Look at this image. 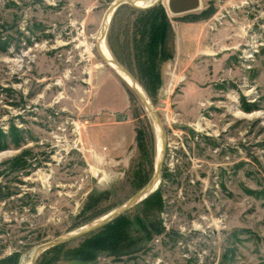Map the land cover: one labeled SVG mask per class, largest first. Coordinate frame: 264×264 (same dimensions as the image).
<instances>
[{
  "label": "rangeland",
  "instance_id": "1",
  "mask_svg": "<svg viewBox=\"0 0 264 264\" xmlns=\"http://www.w3.org/2000/svg\"><path fill=\"white\" fill-rule=\"evenodd\" d=\"M113 1L0 0V264H24L154 173L156 124L96 48ZM155 4L170 27L155 75L135 60L148 7L119 5L104 39L161 122L158 187L35 264H264V0H202L179 15ZM172 20L198 23L184 61Z\"/></svg>",
  "mask_w": 264,
  "mask_h": 264
},
{
  "label": "water",
  "instance_id": "2",
  "mask_svg": "<svg viewBox=\"0 0 264 264\" xmlns=\"http://www.w3.org/2000/svg\"><path fill=\"white\" fill-rule=\"evenodd\" d=\"M160 0H155L149 5L141 6L139 4H136L135 0H114L112 4L110 5V8H112V12L119 6L124 3H129L132 6L138 7V8H147L149 6L154 5L155 3H158ZM166 3V9L167 11L172 15H179L183 13L193 12L201 8L202 0H165ZM108 24V23H107ZM107 26V25H106ZM102 39L105 37V30L101 32ZM98 50V47H97ZM99 55L101 56L102 60L107 64H113L116 65L118 68L123 70L131 79L132 82H136L135 78L132 76V74L120 63H118L115 59L110 57L103 56L99 51ZM137 84V82H136ZM131 89L134 91L138 99L141 101V103L144 105L146 110L150 113L153 121L155 122L156 126L158 127L159 133L162 137L161 142V150L159 152V155L157 156L156 162H155V168L154 173L150 177V179L140 188L138 189L132 196H130L123 204H121L119 207L114 209L113 211L109 212L108 214L96 219L95 221H92L86 225H83L79 227V229L75 231H71L62 235H59L55 238L49 239L47 241H44L40 244H38L34 250L33 254L31 256V264H35V261L38 256H40L43 252L48 250L49 248L59 245L61 243L67 242L69 240H72L74 238H77L81 235H84L88 232H91L93 230H96L98 228L103 227L105 224L113 220L115 217L121 215L123 212L131 208L133 205L144 199L146 196H148L151 192H153L157 187L159 183V171L161 162L164 155V149H165V141H164V132L161 125V122L153 108V106L150 104L149 100L145 97V94L142 90H138L133 87L131 84H129ZM165 96H162L164 98Z\"/></svg>",
  "mask_w": 264,
  "mask_h": 264
},
{
  "label": "trees",
  "instance_id": "3",
  "mask_svg": "<svg viewBox=\"0 0 264 264\" xmlns=\"http://www.w3.org/2000/svg\"><path fill=\"white\" fill-rule=\"evenodd\" d=\"M137 24L139 39L135 41V60L137 64L141 66V69L145 68V71L155 75L157 60L165 58L163 56L164 44L165 37L168 32L167 29L170 28L169 20L167 19L164 8L159 4H154L152 6H149L147 9L140 11V16L137 19ZM6 49V45L0 46V50L5 51ZM246 110H250V107H246ZM7 137L8 135L0 130V150L6 148ZM13 141L15 144H18L20 140L19 138H16ZM116 218H118V216L105 224L102 227V230L107 226L112 225ZM103 234L104 233H100V235L97 236V241H100L102 239L101 237L103 236ZM83 244L85 245V247H88L89 241H85ZM58 248L59 246L55 247L54 250Z\"/></svg>",
  "mask_w": 264,
  "mask_h": 264
},
{
  "label": "crops",
  "instance_id": "4",
  "mask_svg": "<svg viewBox=\"0 0 264 264\" xmlns=\"http://www.w3.org/2000/svg\"><path fill=\"white\" fill-rule=\"evenodd\" d=\"M175 21L172 20L171 24V36L174 38L176 44L178 45V50H180V56L178 57V60L181 61L187 57H190L192 52L197 49L196 45L195 48L192 50L194 46V38L196 36V25L198 23H190L191 25L189 26L190 28L187 30L186 26H183L182 22L180 23H175ZM185 29V30H184ZM189 86L190 84H187L185 87H183V94L191 96L189 94ZM123 130V128H121ZM121 139H125L124 135H121Z\"/></svg>",
  "mask_w": 264,
  "mask_h": 264
},
{
  "label": "bare ground",
  "instance_id": "5",
  "mask_svg": "<svg viewBox=\"0 0 264 264\" xmlns=\"http://www.w3.org/2000/svg\"><path fill=\"white\" fill-rule=\"evenodd\" d=\"M155 0H135L136 4H139L141 6H146L151 4L152 2H154ZM107 13L105 14V16L103 17L102 20V24H101V29L99 32V36L97 38V44H96V48L98 47V51L105 57H110L109 51L105 45V39H102L103 36L101 37V32H103L106 29V25L109 21V18L111 16L112 13V8H108V10L106 11ZM110 67H112L114 69V71L116 72V74H118L122 80L125 81V83H127L128 85L131 84L133 87L135 86V88H137L139 91L141 90V88L138 86V84H136V82H132L131 79L129 78V76L120 68H118L116 65L113 64H108ZM157 130L158 127L156 126ZM159 132V130H158ZM158 136V143H157V147H158V153L157 156L159 155V152L161 150V142H162V137L160 135V133H157ZM33 252L31 253L32 256ZM24 264H31V258H29Z\"/></svg>",
  "mask_w": 264,
  "mask_h": 264
}]
</instances>
